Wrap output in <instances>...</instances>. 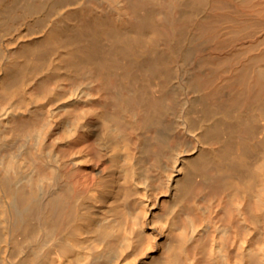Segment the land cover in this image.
Here are the masks:
<instances>
[{"label": "bare ground", "instance_id": "1", "mask_svg": "<svg viewBox=\"0 0 264 264\" xmlns=\"http://www.w3.org/2000/svg\"><path fill=\"white\" fill-rule=\"evenodd\" d=\"M0 264H264V0H0Z\"/></svg>", "mask_w": 264, "mask_h": 264}, {"label": "rangeland", "instance_id": "2", "mask_svg": "<svg viewBox=\"0 0 264 264\" xmlns=\"http://www.w3.org/2000/svg\"><path fill=\"white\" fill-rule=\"evenodd\" d=\"M82 172H79L80 174L76 177V179H75V181H78V180H81L84 176H83V174L84 173H87L86 171H84V170H81Z\"/></svg>", "mask_w": 264, "mask_h": 264}]
</instances>
